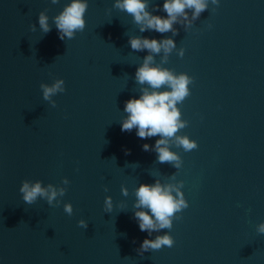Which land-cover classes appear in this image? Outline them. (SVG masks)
<instances>
[{
	"label": "water",
	"instance_id": "95a60500",
	"mask_svg": "<svg viewBox=\"0 0 264 264\" xmlns=\"http://www.w3.org/2000/svg\"><path fill=\"white\" fill-rule=\"evenodd\" d=\"M69 2L0 0V264H264V234L256 231L264 222V0L209 2L188 30L173 25L176 36L141 33L114 0H87L85 29L62 41L52 17ZM162 4L149 0L148 10ZM41 11L51 25L44 35ZM128 36L169 37L184 49L161 65L193 78L177 105L188 122L177 134L198 147L170 145L179 170L142 150L159 136L121 131L125 101L140 95L136 68L148 55L132 50ZM57 78L65 91L52 107L39 85ZM174 173L188 207L171 229L148 236L134 219V190L174 184ZM25 179L66 187L65 195L55 207L39 198L28 205L19 192ZM105 196L111 212L103 210ZM165 232L171 248L137 252L145 238Z\"/></svg>",
	"mask_w": 264,
	"mask_h": 264
},
{
	"label": "clouds",
	"instance_id": "9594fccd",
	"mask_svg": "<svg viewBox=\"0 0 264 264\" xmlns=\"http://www.w3.org/2000/svg\"><path fill=\"white\" fill-rule=\"evenodd\" d=\"M57 2L58 0H51L52 4ZM209 2L217 6L219 0H163L162 9L159 5H151L152 11L148 10L149 0H114L112 7L129 14L141 33L145 31H155L161 34L171 32L172 36H176L177 29L173 25L180 24L188 30L193 22L208 9ZM87 7V0H70L59 14L52 17V23L57 29L60 40H71L77 32L85 29L83 17ZM158 10L165 12L166 16L152 14L153 11ZM189 11L191 18H189ZM212 11L214 12L215 8ZM38 24L43 35L51 31L49 17L45 11L38 14ZM30 31H36V25H30ZM128 44L132 50L137 52L147 50L148 55L143 57L142 62L136 68L134 79L141 86L140 95L138 98H129L125 101L124 113L127 115L120 121L121 131L130 132L136 129V135L141 139L159 136L160 139H157L151 148L145 143L142 145V150L155 151L158 163H169L179 170L182 167L181 157L170 150V145L182 147L185 152L198 147L196 141L190 140L188 136L177 134L188 123L181 119V112L177 105L190 95L188 85L193 83V78L183 72L174 73L161 65L167 63L169 54L173 50H176L178 56L183 57L184 49L177 48L174 40L169 37L157 40L143 36H128ZM161 52L163 56L157 64L154 57L160 55ZM39 87L42 90L43 100L52 107H56V102L52 97L65 91L64 80L59 78L50 85L41 83ZM126 154H128L127 150ZM131 165L135 168L139 167L138 164ZM170 179L175 183L162 185L159 180H156L152 184H140L134 190L136 199L133 208L137 209L134 211V219L140 231H146L148 236L162 229H171L173 218L181 219L177 214L188 207V202L181 191L183 181L176 180L175 173ZM61 183L68 185L69 181L63 178ZM107 190L105 187V191ZM19 192L22 194V200L28 205L34 204L39 198L45 200L49 206L55 207L61 202L58 198L65 195L66 187L52 184L42 186L39 180L25 179L21 182ZM121 193L125 197L128 196V190L123 185ZM112 208V198L105 196L104 212H111ZM63 211L71 216L73 214L72 205L64 203ZM77 224L83 229L88 227L83 219ZM256 231L264 234V222L256 226ZM173 244V238L165 232L163 235H157L155 239L145 238L137 252L143 255L149 250H159L162 246L171 248Z\"/></svg>",
	"mask_w": 264,
	"mask_h": 264
}]
</instances>
